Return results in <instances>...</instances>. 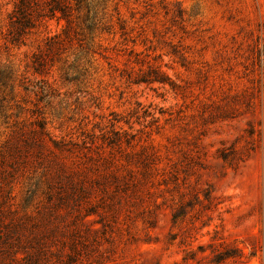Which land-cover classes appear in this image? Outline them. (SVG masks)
Here are the masks:
<instances>
[{
    "label": "rangeland",
    "instance_id": "obj_1",
    "mask_svg": "<svg viewBox=\"0 0 264 264\" xmlns=\"http://www.w3.org/2000/svg\"><path fill=\"white\" fill-rule=\"evenodd\" d=\"M20 1L0 264H264V0H68V35L28 0L21 41Z\"/></svg>",
    "mask_w": 264,
    "mask_h": 264
},
{
    "label": "trees",
    "instance_id": "obj_2",
    "mask_svg": "<svg viewBox=\"0 0 264 264\" xmlns=\"http://www.w3.org/2000/svg\"><path fill=\"white\" fill-rule=\"evenodd\" d=\"M49 11L45 14H39L44 15L45 17H48V19L53 18H64L66 19L67 25L64 28V33L68 35L69 29H70V20H71V7L68 0H50L48 4ZM30 9V3L28 0H21L20 1V41L23 39L24 35L26 34V28L28 27H35L36 25L33 22V16L29 12ZM60 13V14H59ZM61 36V33L54 34L50 36L48 45L49 46H56L57 41L59 40ZM56 38V39H55ZM55 39V40H54ZM38 67H36V71L41 72L43 63L41 60L38 61V64H36ZM158 78H150V80H157ZM159 80V79H158ZM41 126L44 128L45 124H41Z\"/></svg>",
    "mask_w": 264,
    "mask_h": 264
}]
</instances>
